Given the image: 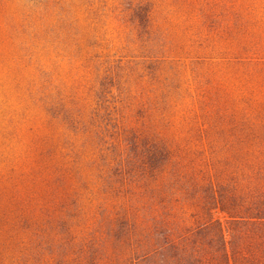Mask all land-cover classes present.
<instances>
[{
  "label": "rangeland",
  "instance_id": "rangeland-1",
  "mask_svg": "<svg viewBox=\"0 0 264 264\" xmlns=\"http://www.w3.org/2000/svg\"><path fill=\"white\" fill-rule=\"evenodd\" d=\"M254 185L264 0H0V264H135Z\"/></svg>",
  "mask_w": 264,
  "mask_h": 264
},
{
  "label": "trees",
  "instance_id": "trees-1",
  "mask_svg": "<svg viewBox=\"0 0 264 264\" xmlns=\"http://www.w3.org/2000/svg\"><path fill=\"white\" fill-rule=\"evenodd\" d=\"M250 188L247 195L223 199L226 227L209 219L178 239H155L135 264H264V189Z\"/></svg>",
  "mask_w": 264,
  "mask_h": 264
}]
</instances>
